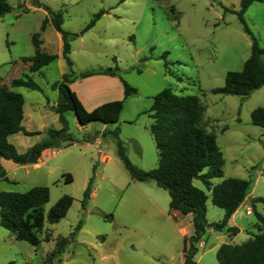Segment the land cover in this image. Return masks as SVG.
I'll return each instance as SVG.
<instances>
[{"label":"rangeland","instance_id":"obj_1","mask_svg":"<svg viewBox=\"0 0 264 264\" xmlns=\"http://www.w3.org/2000/svg\"><path fill=\"white\" fill-rule=\"evenodd\" d=\"M240 4L241 0H8L10 11L0 18V78L9 86L11 80L29 76L40 88H11L23 96L31 111L28 127L40 132L20 135L18 151L46 139L47 130L62 127L51 107L63 98L52 86L70 69L76 76L110 69L136 89V95L125 101L113 124L91 122L80 127L75 115L67 112L64 118L73 144L62 141L39 169L29 168L28 173L19 169L9 173V180L0 181V192L46 187L45 216L63 195L73 198L63 219L56 224L44 222L37 247L15 240L0 227V264H46L58 240L71 233L74 238L50 264H179L182 238L166 217L167 192L154 181L130 179L118 158L116 139L109 133L118 129L131 164L143 171L155 169L158 154L149 131L152 120L143 112L164 89L178 96H196L204 106L203 123L216 136L224 160L222 178L211 183L226 178L249 180L254 197L264 199V129L254 126L250 118L254 109L264 108V86L245 98L212 93L224 86L227 73L241 71L251 54V38L236 15ZM100 10L106 14L84 30ZM50 12L61 14L65 32L77 34L68 40L71 68L61 56L62 40L50 23ZM45 19L48 23L41 30ZM243 21L264 50V0L248 7ZM33 34L39 35L41 51L57 58L31 74L22 58L34 54ZM260 60L264 65V52ZM102 154L110 159L102 161ZM67 174L70 183L64 181ZM89 180L91 196L82 203ZM193 185L207 196L206 220L219 222L223 210L212 204L211 194L199 180ZM254 207L264 217V203L256 202ZM108 216L111 220L105 219ZM235 222L240 229L235 237L209 229L195 258L203 254L202 264H217L216 242L240 244L259 231L264 233L254 214L239 210Z\"/></svg>","mask_w":264,"mask_h":264},{"label":"trees","instance_id":"obj_2","mask_svg":"<svg viewBox=\"0 0 264 264\" xmlns=\"http://www.w3.org/2000/svg\"><path fill=\"white\" fill-rule=\"evenodd\" d=\"M259 1L261 0H241L240 9L236 15L245 33L251 38V54L241 71L227 73L224 86L213 89L214 94L237 95L245 98L264 86V65L260 60L264 50L258 47L255 38L243 21L247 8L253 2ZM9 11L8 0H0V18ZM104 14L106 11H98L84 30L91 28ZM49 16L50 23L61 36V56L71 68L68 58L70 52L68 40L76 37L77 34L65 32L61 28L60 13L50 12ZM47 23L48 20L45 19L41 30H44ZM38 36L33 34L31 37L34 54L31 57L22 58V61L28 64L31 74L38 73L57 58L55 55L41 51V41ZM98 74L118 76L110 69L91 71L76 76L70 69L68 74L62 76L61 82L52 86L63 98L62 102L52 107L62 127L59 130H47L46 139L31 146L22 154H19L9 143L8 138L18 133L24 136L38 135V133L27 132L22 126L24 98L11 88L24 87L33 91H38L40 88L29 76L13 79L9 82V86H6L0 78V181H7L1 160H8L20 166L33 165L37 163L44 150L58 147L62 141H67V146L73 144V140L68 136L64 118L67 112H72L81 126L91 122L113 124L119 120L125 100L136 95V89L129 86L121 77L118 76L123 86V99L102 104L92 111H87L69 88V85L78 78ZM204 112L205 108L196 96H178L171 90L164 89L152 98V104L145 113L152 119L150 132L158 152V164L150 171H143L131 164L118 139V129L109 132L116 139L118 158L130 179L139 182L154 181L158 188L167 192L170 210L191 216L193 232L190 237L183 240V264H198L194 261V256L198 251L197 245L207 230L226 232L228 237H235L238 234V229L229 227L228 222L246 198L251 185L249 180L237 178L222 179L218 184L212 185V179L222 178L224 160L216 144V136L213 132H209L203 123ZM250 118L254 126L264 129V108L254 109ZM194 180H199L205 190L210 192L212 204L223 210L221 221L207 222L205 208L207 196L203 190L193 185ZM64 181L72 182L71 175L64 176ZM90 194L91 180L83 192L82 203L90 197ZM48 199L49 192L46 187H32L24 193L0 192V227L7 230L15 240L25 241L37 247L41 242L39 234L43 230L44 222L58 223L65 217L73 202L72 197L63 195L45 216L43 207ZM256 202L264 203V199L253 200V203ZM253 214L257 224L264 225V217L255 209ZM111 218L112 216L105 217L106 220ZM79 228L80 225L76 229ZM73 238L74 233L60 238L55 249L47 256L46 264H50L54 257L60 256L66 244ZM215 258L218 264H264V233L259 231L240 244H221L215 252Z\"/></svg>","mask_w":264,"mask_h":264},{"label":"crops","instance_id":"obj_3","mask_svg":"<svg viewBox=\"0 0 264 264\" xmlns=\"http://www.w3.org/2000/svg\"><path fill=\"white\" fill-rule=\"evenodd\" d=\"M92 86H97V87L99 86V89H92ZM76 87H79V89H75ZM69 88L71 89V91H73L76 94V97L78 98V100L81 102V104L83 105V107L87 111H92L93 109L97 108L98 106L105 104V103H108V102L122 100L124 97L123 86H122V83H121L120 78L118 76H108V75H99L98 74V75H93V76H89L86 78H80V79H76L75 81H73L69 85ZM52 107H54V106H52ZM146 111H144L143 113L146 114L145 113ZM29 113H31V111L26 109L25 101H24L22 126L24 127V129L27 132L40 133L38 131L37 132L32 131L28 127L29 121L31 119V116L29 115ZM151 125H150V127H151ZM85 126H87V125H85ZM80 127H84V126L80 125ZM150 127H149V131H150ZM60 128H61V126H60ZM60 128H57L55 130H59ZM150 134H151V132H150ZM20 135H22V134L18 133V134L10 136L8 138L9 143H11L16 148L17 151L19 150L18 146H21V143L23 141ZM22 136H24V135H22ZM25 137H28V136H25ZM151 137H152V135H151ZM152 139H153V137H152ZM97 140H98L97 138H94L92 142L95 144V143H97ZM35 144L29 143L28 145L23 147V149L21 151H18V152L20 154L25 153L31 146H33ZM154 144H155V142H154ZM69 146H71V145H69ZM155 148H156V146H155ZM156 151H157V149H156ZM157 154H158V152H157ZM52 156H53L52 149H46L41 153V156L38 159L36 164L20 166V165L14 164L8 160H1V165L6 172L7 179L9 180L8 175L10 172H15L19 169H21V170L24 169L25 173H28L29 168L37 170L45 162L50 160L52 158ZM109 159H110V157L107 156L106 154L101 155L102 161L107 162ZM157 164H158V162H157ZM212 185H216V184H212ZM90 196H91V194H90ZM257 198H260V197H254L253 186L251 185L248 196L244 199V201L240 204L238 209L231 216V218L229 219V222H228V226L237 228L238 233H239L240 229L235 222V217H236L237 213L239 212V210H242V211H244L245 215H247V216L252 215L253 209H255V207H254L255 203H253V200L257 199ZM153 205L159 208V204L157 202H154ZM168 207H169V203H168ZM160 211H161V209H160ZM247 211H249L250 214H246ZM166 217L170 221H172L173 225L175 226V228L178 229L179 234L182 238V246H181V251H180V262H179V264H183V262H184L183 240H184V238L190 237L192 235V232H193L191 216L190 215H181L179 212L169 209V211L166 212ZM231 224H232V226H231ZM207 232H208V230H207ZM220 236H225V235H220ZM215 241H217V237L215 238ZM221 244H223V243L221 241H218V242H216V245L213 246V248H216V250H217V248ZM204 246H205V243L202 240L198 243L197 248H203ZM202 255L203 254L198 255L196 258H195L196 255L194 256V260L196 263L202 264V261H201Z\"/></svg>","mask_w":264,"mask_h":264},{"label":"water","instance_id":"obj_4","mask_svg":"<svg viewBox=\"0 0 264 264\" xmlns=\"http://www.w3.org/2000/svg\"><path fill=\"white\" fill-rule=\"evenodd\" d=\"M216 234H218V235H226V232H224V233H218V232H215Z\"/></svg>","mask_w":264,"mask_h":264},{"label":"built area","instance_id":"obj_5","mask_svg":"<svg viewBox=\"0 0 264 264\" xmlns=\"http://www.w3.org/2000/svg\"><path fill=\"white\" fill-rule=\"evenodd\" d=\"M246 214H250V212H249V211H247V212H246Z\"/></svg>","mask_w":264,"mask_h":264}]
</instances>
